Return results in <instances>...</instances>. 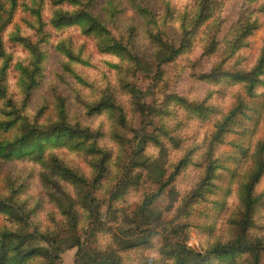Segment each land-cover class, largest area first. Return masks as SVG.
Returning a JSON list of instances; mask_svg holds the SVG:
<instances>
[{
    "label": "rangeland",
    "instance_id": "obj_1",
    "mask_svg": "<svg viewBox=\"0 0 264 264\" xmlns=\"http://www.w3.org/2000/svg\"><path fill=\"white\" fill-rule=\"evenodd\" d=\"M80 11L106 31L52 25ZM17 37L37 46L38 61ZM0 39V141L18 139L25 121L90 133L0 159V201L12 213L0 210V233L58 241L33 238L41 252L18 264H191L197 254L252 264L244 251H208L235 239L264 136V67L251 93L240 78L264 50V0H17ZM159 40L181 49L162 65ZM255 196L247 240L264 244V174Z\"/></svg>",
    "mask_w": 264,
    "mask_h": 264
},
{
    "label": "trees",
    "instance_id": "obj_2",
    "mask_svg": "<svg viewBox=\"0 0 264 264\" xmlns=\"http://www.w3.org/2000/svg\"><path fill=\"white\" fill-rule=\"evenodd\" d=\"M5 5L8 7H5ZM207 5L205 2L200 8V17L199 21H204L207 15ZM17 7V0H0V20L3 22L0 24V32L4 29L5 25L9 23V20L14 13ZM7 8V9H6ZM4 16L6 18L4 19ZM78 20L87 21V32H102L106 31L105 27L95 18H92L86 11H80L77 13H61L52 21L54 27H61L63 25H70ZM39 29L43 27V23H39ZM20 42L31 52L35 57L36 61L39 60L40 52L35 44L30 42L28 39L17 37ZM160 47L166 52L167 57L161 62L168 63L171 62L175 56H177L181 49H175L172 46L167 45L162 40L158 41ZM3 44L0 39V56H2ZM264 67V50L259 59L257 67L249 74L240 75L242 81H245V84L248 88V91L251 93L256 85L259 83V75L262 72ZM235 76H238L236 74ZM107 103L100 101L96 104L93 109L96 111L101 110L106 107ZM240 111V106L238 105L232 113L227 118V121L236 115ZM140 113H144L142 108ZM61 136L68 137H79L86 138L90 137V133L86 128H81L78 125H71L65 120H60L59 122L51 125H32L29 122H26L22 125V134L20 137L12 142L0 141V159H4L7 156L12 154H21L24 150L34 148L35 150L42 149L43 140H49L51 138L59 139ZM254 168L242 188L243 195V204L241 206V211L239 213V219L237 221L236 227V236L235 239L230 242V244L225 246H215L208 251L209 255L216 254L221 257H232L235 252H247L252 257V264H259V258L261 255V250L264 247V244H261L260 241L256 240L254 244L250 243L247 240V233L252 224V219L255 212V206L258 202L259 197L255 196V189L260 181V178L264 174V136L260 139L256 145L255 152L253 154ZM183 162H180L176 167V173L180 170ZM105 171V167L101 166L98 171V176L96 182L102 177V174ZM175 174V173H174ZM174 176V175H173ZM85 204L92 210V216L97 221L99 217L98 211H94L97 207V200L91 197L87 193L84 197ZM11 207L2 203L0 201V210L11 213ZM174 236L179 237V232L174 231ZM33 238H37L39 241L46 245L55 247L58 243L57 238L51 235H32V234H13L10 232L0 233V264H18L28 260L30 257L40 253L41 251L31 245ZM187 258V256H186ZM192 258L195 260L191 264H203L204 261H201L202 255L197 254L193 255ZM185 261H188V259ZM103 262L101 261L100 264Z\"/></svg>",
    "mask_w": 264,
    "mask_h": 264
}]
</instances>
